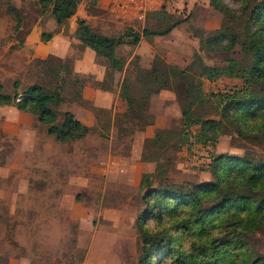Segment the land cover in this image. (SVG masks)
Instances as JSON below:
<instances>
[{
  "label": "rangeland",
  "instance_id": "374dc122",
  "mask_svg": "<svg viewBox=\"0 0 264 264\" xmlns=\"http://www.w3.org/2000/svg\"><path fill=\"white\" fill-rule=\"evenodd\" d=\"M7 1L0 0L2 89L12 93L14 80L19 91L32 83L48 89L60 85L63 99L53 106L56 122L69 110L88 131L61 142L35 114L0 104V264H138L136 220L144 209V191L186 189L208 180L210 160L219 153L264 158V141L229 132L201 143L198 125L182 127L177 93L148 89L156 58L179 68L194 54L205 64L224 62L199 47L200 37L225 25L208 0H102L101 8L96 0H80L61 26L37 0H9L20 13L16 30ZM76 17L109 35L128 26L159 29L178 22L166 34L118 45L124 65L111 70L72 37ZM42 32L49 38H41ZM124 78L132 102L119 92ZM200 79L205 94L242 85L238 77ZM194 111V116H217L213 103ZM145 174L149 187L140 184ZM253 238L264 254V231ZM158 258L152 264H168V258Z\"/></svg>",
  "mask_w": 264,
  "mask_h": 264
},
{
  "label": "trees",
  "instance_id": "16d2710c",
  "mask_svg": "<svg viewBox=\"0 0 264 264\" xmlns=\"http://www.w3.org/2000/svg\"><path fill=\"white\" fill-rule=\"evenodd\" d=\"M37 1L61 26L75 13L80 0ZM233 2L235 7L224 0H208L223 15L225 25L198 41L200 48L221 55L222 64H205L194 54L183 68L156 58L157 65L148 71L152 78L149 91L169 88L177 93L182 127L198 125L196 138L201 143H211L224 132L249 141H264V0ZM6 10L15 20L13 29H18L19 9L8 0ZM74 22L72 36L104 58L111 70H121L124 59L116 54L118 45H135L143 36L166 34L178 21L159 29L134 30L128 26L118 35L101 33L82 17ZM49 36L41 33L43 39ZM222 75L238 77L242 85L205 94L201 76L214 79ZM17 85L14 80L13 92L9 93L0 84V104L35 114L46 125V132L58 141L78 139L87 133V126L69 110L62 111L60 122H56L53 106L63 99L60 85L48 89L32 83L20 91ZM119 92L132 102L126 78ZM207 103L214 104L217 116H194L195 106ZM209 170L208 180L186 189L149 187L147 175L141 178L140 184L149 189L143 193L144 209L136 220L138 264H152L155 257L168 258V264H264V254L253 238L256 232L264 231V158L219 153L211 158Z\"/></svg>",
  "mask_w": 264,
  "mask_h": 264
},
{
  "label": "crops",
  "instance_id": "0c3cea01",
  "mask_svg": "<svg viewBox=\"0 0 264 264\" xmlns=\"http://www.w3.org/2000/svg\"><path fill=\"white\" fill-rule=\"evenodd\" d=\"M101 3V4H100ZM95 5H97L99 8H101V7H103V5H102V0H96V3H95ZM105 8V7H104ZM105 13H106V11H104ZM73 27L72 28H70V30H71V32L73 31V29H74V24L72 25ZM73 37V36H72ZM75 38V37H74Z\"/></svg>",
  "mask_w": 264,
  "mask_h": 264
}]
</instances>
